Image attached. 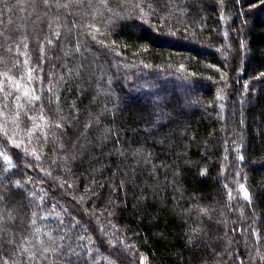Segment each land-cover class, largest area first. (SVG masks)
Wrapping results in <instances>:
<instances>
[{
  "label": "trees",
  "instance_id": "16d2710c",
  "mask_svg": "<svg viewBox=\"0 0 264 264\" xmlns=\"http://www.w3.org/2000/svg\"><path fill=\"white\" fill-rule=\"evenodd\" d=\"M246 255L264 264V0H0V264Z\"/></svg>",
  "mask_w": 264,
  "mask_h": 264
},
{
  "label": "rangeland",
  "instance_id": "374dc122",
  "mask_svg": "<svg viewBox=\"0 0 264 264\" xmlns=\"http://www.w3.org/2000/svg\"><path fill=\"white\" fill-rule=\"evenodd\" d=\"M68 13H72L71 12V10H70V12H68ZM48 43V42H47ZM52 49H54V48H52ZM51 48L49 49V48H47L46 49V55L44 56L46 59H52V60H50V62H47V65L50 67V69H52V68H54L53 67V65H52V62L51 61H55L56 62V57H55V52H54V50H52ZM231 49V48H230ZM233 50L234 49H231V52H233ZM53 51V55L51 54V52ZM44 64H45V62H44ZM57 72V70L55 69V71H54V74ZM53 80H56V77L55 78H53ZM54 82V81H53ZM53 83H51V85H52ZM61 160H63L62 158H61ZM59 161L60 160H56V161H54V164H55V166L57 165V164H59ZM90 193V192H89ZM88 216V215H87ZM90 216V215H89ZM242 243H244L247 247H250L249 245V240L248 239H245L244 238V236H242ZM254 252V251H253ZM252 255V254H251ZM142 262H143V264H147L143 259H142ZM244 262H246V264L248 263V264H255L254 263V256H247L246 255V257H244Z\"/></svg>",
  "mask_w": 264,
  "mask_h": 264
},
{
  "label": "snow or ice",
  "instance_id": "6c2138e0",
  "mask_svg": "<svg viewBox=\"0 0 264 264\" xmlns=\"http://www.w3.org/2000/svg\"><path fill=\"white\" fill-rule=\"evenodd\" d=\"M48 2V0H45V3H47ZM25 95H27V93H25ZM5 159H7V157L5 156ZM246 195H247V193H246Z\"/></svg>",
  "mask_w": 264,
  "mask_h": 264
}]
</instances>
